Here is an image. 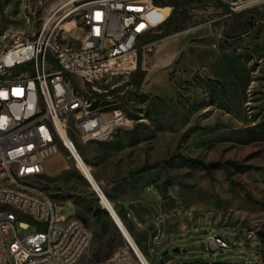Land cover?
<instances>
[{
  "label": "rangeland",
  "instance_id": "374dc122",
  "mask_svg": "<svg viewBox=\"0 0 264 264\" xmlns=\"http://www.w3.org/2000/svg\"><path fill=\"white\" fill-rule=\"evenodd\" d=\"M65 2L0 0V37L35 38L47 21L71 8H63ZM252 10L264 14V7ZM178 21L182 31L142 48L143 87L125 88L105 102L125 113L126 127L86 143L73 134L77 151L109 199L125 191L135 194L134 187L143 186L155 204L141 201L138 207H149L157 217L162 201L155 190L164 199L171 198L169 193L180 199L184 221L193 228L215 229L228 237L242 229L258 232L264 226V21L250 14L230 15L217 0H192L179 9ZM60 36L78 45L84 36L80 16L66 21ZM127 80L113 78L103 87ZM93 104L94 109L101 106L100 101ZM61 155L49 158L45 170L64 181L45 175L41 183L53 195L69 199L62 216L78 214L93 230L94 242L84 259L91 255L101 262L120 249L124 238L82 171L69 166L64 172L70 159ZM120 204L132 212L129 203ZM128 219L134 221V216ZM157 224L164 226L159 218ZM36 231L31 223L24 234ZM202 234L186 237L185 249L171 255L181 256L182 264L204 262L198 256ZM231 245L238 248L233 241ZM234 256L229 250L215 259ZM242 257V264L252 260Z\"/></svg>",
  "mask_w": 264,
  "mask_h": 264
},
{
  "label": "built area",
  "instance_id": "2783aa9c",
  "mask_svg": "<svg viewBox=\"0 0 264 264\" xmlns=\"http://www.w3.org/2000/svg\"><path fill=\"white\" fill-rule=\"evenodd\" d=\"M217 1L230 15L264 7V0ZM167 2L66 0L63 8H71L47 21L28 50L13 53L19 36L0 37V264H80L89 252L93 230L78 215H61L63 205L41 183L44 164L65 151L80 171L72 135L84 143L95 141L113 128L126 127L129 119L120 108L92 109L81 102L71 95L69 78H76L79 89L94 101H111V92L121 86L103 84L120 76L129 81L138 67L141 40L161 32L172 14ZM76 15L84 36L71 45L60 32ZM31 223L37 231L26 236ZM128 233L130 238L121 230L124 244L102 264H152ZM240 245L257 253L249 264H264L258 232L249 230ZM204 246L210 256L233 249L230 237L214 232L205 236Z\"/></svg>",
  "mask_w": 264,
  "mask_h": 264
},
{
  "label": "crops",
  "instance_id": "0c3cea01",
  "mask_svg": "<svg viewBox=\"0 0 264 264\" xmlns=\"http://www.w3.org/2000/svg\"><path fill=\"white\" fill-rule=\"evenodd\" d=\"M64 155L70 159L65 151L62 152ZM46 160L44 166H46ZM69 166H73L72 161L67 164V169L64 172L69 171ZM46 172V170H45ZM47 176V174H45ZM50 179H62V176H47ZM66 180L70 181L68 177ZM151 188V187H150ZM153 189V188H151ZM135 194H127L125 191L122 195L117 197H112L110 200L112 201L113 205L116 207L118 213L122 216V218H126V222L130 231L132 232L136 242L149 258L152 264H182V257L179 255H171V253H176L175 250L179 249L178 253H181L185 249V240L186 237H191L194 239H198L200 234H202L201 243H202V250L199 251V258L204 259L205 261H214L216 263L222 264H242L243 261V254L248 255L252 258V260L244 263H254L257 259V253L255 250H248L245 249L240 245V242L244 241L247 235L248 229H242L240 234L230 237V241H233L237 244L238 248H233L232 250L235 251V256L231 258H226L224 260H217L216 255H208L205 251L204 246V238L209 232L220 233L215 229H202V228H193L189 223L184 221L183 214L184 209L182 204H179L181 201L178 198L173 197L169 193V197L167 199L160 195L159 192L155 189L159 197L161 198L162 205L158 207L159 216L157 217L155 212H153L149 207H138L139 202L146 201L148 204H155L154 200L145 193L146 188L143 186H135L134 187ZM54 198L60 202L62 205L69 199H64L60 196L53 195ZM72 200L75 204H77L73 199ZM122 203H129L131 206V213L126 212L125 205L120 204ZM79 207V204H77ZM78 215V214H77ZM132 215L134 216V221L128 219V217ZM111 218V216H110ZM158 218L163 223V227L159 228L157 224ZM112 219V218H111ZM263 234V238H260L261 243L264 245V226L258 230V236ZM196 243L193 242L192 246H195ZM228 252V251H227ZM226 253V252H224ZM85 258V257H84ZM80 262V264H88L89 260L91 259V264H102L104 261L93 260L94 257L89 255L86 260Z\"/></svg>",
  "mask_w": 264,
  "mask_h": 264
},
{
  "label": "trees",
  "instance_id": "16d2710c",
  "mask_svg": "<svg viewBox=\"0 0 264 264\" xmlns=\"http://www.w3.org/2000/svg\"><path fill=\"white\" fill-rule=\"evenodd\" d=\"M170 1L171 2L170 3L167 2V4L173 7V11H172V14H171L169 20L167 21V24L163 28L161 34L150 35V36L145 37L141 40L137 70L131 75V77L127 83H125L120 88H118V90L112 91L111 95L114 96L125 88H132V89L137 90V91L140 90L143 87V85L145 83L146 76H147V71L144 70L142 67V60H143L142 47L147 45V44H151L152 42H156V41L171 37L175 33L183 30L182 27L179 25L178 11L180 8H182L183 6H185L186 4L191 2L192 0H170ZM227 11L229 12L228 9H227ZM247 14L252 15V17L254 18L255 21H259V20L264 21V14H262V12L255 11V10H249L246 12L237 13V14H233V15L244 16ZM72 78L73 77H70L72 82L69 80L71 82L72 88L76 92H78L80 94H84L85 91H81V89H79V83L76 80V78H73V79ZM73 85L75 88L73 87ZM262 235L263 234H261L259 236V237H261V239L263 238Z\"/></svg>",
  "mask_w": 264,
  "mask_h": 264
},
{
  "label": "bare ground",
  "instance_id": "6f19581e",
  "mask_svg": "<svg viewBox=\"0 0 264 264\" xmlns=\"http://www.w3.org/2000/svg\"><path fill=\"white\" fill-rule=\"evenodd\" d=\"M28 45H31V40H22L19 36V43H16L13 45V53H20L22 51L28 50ZM69 89L71 95L76 96L77 99L81 100L84 104H92V109L93 108V102L94 100H88V98L85 97V94L80 95L78 92H76L72 86L71 82L69 81ZM94 99V98H93ZM97 102V101H95ZM106 101H100L101 106L95 109H102L104 108L105 110H113L112 106L109 104H105ZM117 128V127H116ZM113 128L107 133V136H101V137H95V140H105L107 139L110 135H112V132L116 129ZM76 156L79 160V168L82 171L83 175L85 176L86 180L90 183V185L94 188V190L97 192L98 196L102 200L104 206L106 207L107 211L111 214L112 218L116 222L117 226L130 238V235L128 233V228L125 225V222H123L121 216L119 215L118 211L116 210V207L113 205V203L110 201V199L107 197V195L104 193V191L101 189L99 186L96 178L94 177L90 167L87 165V163L83 160V158L80 156L79 152L76 150ZM134 239V238H133Z\"/></svg>",
  "mask_w": 264,
  "mask_h": 264
},
{
  "label": "water",
  "instance_id": "95a60500",
  "mask_svg": "<svg viewBox=\"0 0 264 264\" xmlns=\"http://www.w3.org/2000/svg\"><path fill=\"white\" fill-rule=\"evenodd\" d=\"M179 251H180L179 249L175 250L176 253H178Z\"/></svg>",
  "mask_w": 264,
  "mask_h": 264
}]
</instances>
